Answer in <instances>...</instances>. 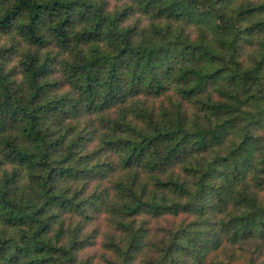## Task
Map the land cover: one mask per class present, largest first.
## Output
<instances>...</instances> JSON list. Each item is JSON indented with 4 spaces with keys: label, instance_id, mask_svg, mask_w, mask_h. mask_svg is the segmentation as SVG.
<instances>
[{
    "label": "trees",
    "instance_id": "trees-1",
    "mask_svg": "<svg viewBox=\"0 0 264 264\" xmlns=\"http://www.w3.org/2000/svg\"><path fill=\"white\" fill-rule=\"evenodd\" d=\"M1 33L0 264H264V0H0Z\"/></svg>",
    "mask_w": 264,
    "mask_h": 264
},
{
    "label": "rangeland",
    "instance_id": "rangeland-1",
    "mask_svg": "<svg viewBox=\"0 0 264 264\" xmlns=\"http://www.w3.org/2000/svg\"><path fill=\"white\" fill-rule=\"evenodd\" d=\"M236 4H239L241 2H249V1H255V0H235ZM110 2V8L113 9L115 7H119L122 8L123 5L125 4V0H109ZM153 18L146 14V13H141L140 11H135L133 12L129 18H127L126 20V24H136L139 26L140 29L143 28H148V26L151 24ZM158 21V20H156ZM190 36L192 38H196L199 34V28L197 25H194L193 23H191L188 28H187ZM15 34L14 33H1L0 34V42H5V41H9V40H15L16 42H19L20 44L22 43V41L17 37V39L14 37ZM23 44V43H22ZM18 60L19 57L18 55H13L10 62H9V66L8 68L12 69L15 68L16 65H18ZM15 78H19L21 77V75L19 73H16L14 75ZM99 240L97 241V244L95 245V247H91L89 249H86L83 252V255H89V254H96V250L99 247Z\"/></svg>",
    "mask_w": 264,
    "mask_h": 264
}]
</instances>
